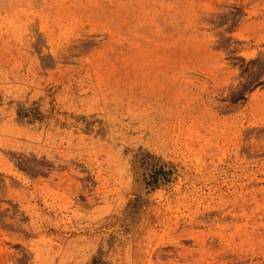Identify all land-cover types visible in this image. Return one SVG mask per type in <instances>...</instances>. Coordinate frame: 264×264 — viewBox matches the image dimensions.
I'll return each instance as SVG.
<instances>
[{"label": "rangeland", "instance_id": "rangeland-1", "mask_svg": "<svg viewBox=\"0 0 264 264\" xmlns=\"http://www.w3.org/2000/svg\"><path fill=\"white\" fill-rule=\"evenodd\" d=\"M0 264H264V0H0Z\"/></svg>", "mask_w": 264, "mask_h": 264}]
</instances>
